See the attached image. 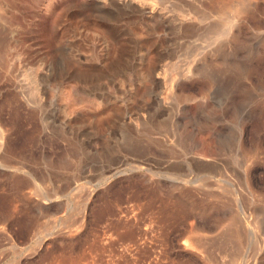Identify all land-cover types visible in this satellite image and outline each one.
<instances>
[{
  "label": "rangeland",
  "instance_id": "rangeland-1",
  "mask_svg": "<svg viewBox=\"0 0 264 264\" xmlns=\"http://www.w3.org/2000/svg\"><path fill=\"white\" fill-rule=\"evenodd\" d=\"M157 1L121 99L62 78L58 44L101 69L127 49L87 0H0V264H264V0Z\"/></svg>",
  "mask_w": 264,
  "mask_h": 264
},
{
  "label": "bare ground",
  "instance_id": "bare-ground-1",
  "mask_svg": "<svg viewBox=\"0 0 264 264\" xmlns=\"http://www.w3.org/2000/svg\"><path fill=\"white\" fill-rule=\"evenodd\" d=\"M188 1L190 0H182L185 6L191 5L192 7V4L188 3ZM244 5L245 3L244 1H242L239 3V5L236 6L238 9H242ZM85 9H88L91 12V15L102 19L106 23V27L111 33L112 37L118 34L125 35L127 40V49L125 53L122 54L121 58H118L117 60H111L107 64L105 69H101L96 65L95 62L92 61L93 59L91 60V57H89L87 54H84L81 47L75 40L71 39L67 43L64 42V44H58L55 47V52L57 53V57L60 58V61H63L64 63L62 78L66 80L76 79L78 81V92H82L85 94H96L101 98L112 97L116 92H119L121 94L122 92L117 88V76L121 74L124 79L127 80H135L137 78L136 61L129 60V58L133 55V50H135L136 48L137 41L133 37L130 26L128 24L138 23L142 25L150 35H154V30L156 29L155 27L158 23H163L164 25L169 26V23L172 21L167 19V12L165 11V9L167 8L161 5V3H159L157 0H87V2L83 5L82 10ZM2 11L1 13H3ZM2 17L0 16V29L2 28L1 25H3ZM195 19L196 17L192 16L191 13L188 12L181 14L180 17L176 18V21L178 22V26L183 29L185 28L186 31L199 30L200 26L196 25L197 23H194ZM212 26L210 28L215 30L218 29V25L214 28ZM215 30H213V32H216ZM237 31L238 29L234 28L229 32H226L228 33V35L236 37ZM217 32L219 33V31ZM219 35H221V33ZM75 57L78 58L76 59L81 64V67L78 70L75 68L76 63L74 64L73 62ZM171 69L173 71L171 70L169 74H164L165 76L164 78H162L167 89L169 88L170 91L174 92V89L178 87L180 90V94L187 102L197 98V95L204 96L205 93H207L205 86H201L198 89L197 93L189 91L187 90L188 88H186V80L190 79V77L198 73V67L189 68L187 71L181 74L178 72H174V66ZM151 77L153 83L157 82L159 85H162L161 75L159 72L154 70L151 71ZM45 93L46 91L43 92L44 95ZM125 94L122 93L120 95L121 99L125 98ZM69 132L72 134L71 131ZM79 132L81 133V131Z\"/></svg>",
  "mask_w": 264,
  "mask_h": 264
}]
</instances>
